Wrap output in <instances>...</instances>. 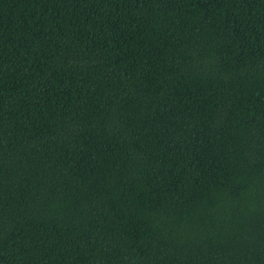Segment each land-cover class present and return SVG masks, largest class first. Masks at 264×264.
I'll list each match as a JSON object with an SVG mask.
<instances>
[{"label":"trees","instance_id":"obj_1","mask_svg":"<svg viewBox=\"0 0 264 264\" xmlns=\"http://www.w3.org/2000/svg\"><path fill=\"white\" fill-rule=\"evenodd\" d=\"M0 264H264V0H0Z\"/></svg>","mask_w":264,"mask_h":264}]
</instances>
